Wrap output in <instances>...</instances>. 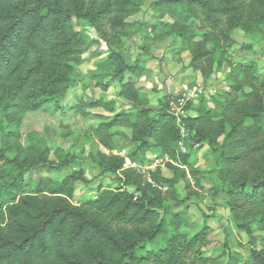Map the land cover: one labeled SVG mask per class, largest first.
<instances>
[{
    "label": "trees",
    "instance_id": "trees-1",
    "mask_svg": "<svg viewBox=\"0 0 264 264\" xmlns=\"http://www.w3.org/2000/svg\"><path fill=\"white\" fill-rule=\"evenodd\" d=\"M142 6L143 0H0V88L7 96L2 121L18 122V113L46 104L81 117L88 108H101L112 115L89 128L103 148L90 158L101 175L119 183L99 186L93 198L73 203L75 183L86 181L82 169L36 180L25 174L40 167L58 171L73 156L39 137L23 146L18 127L7 130L0 142V264H220L204 256L209 228L189 234L187 208L172 211L163 203L162 188L183 183L188 190L190 178L202 188L203 176L190 152L179 150L180 127L166 112L167 98L152 113L149 98L126 78L144 72L145 60L128 62L118 51L138 33L128 19ZM150 9L156 21L146 40L176 38L178 53H189V69L204 82L228 67L227 90L187 102L184 110L194 115L182 125L189 140L216 153L219 184L213 195L225 196L234 227L264 232V74L227 55L236 28L251 34L264 24V0H154ZM83 23L108 52L76 92L77 69L91 39ZM89 83L104 94L112 87V95L130 108L116 112L114 99H85ZM71 89L72 103L63 105ZM118 129L130 135L124 155L112 153ZM152 151L170 174L157 166L149 171L153 184L137 170L150 163ZM126 159L136 167H125ZM226 256L224 264H264V236L244 258L238 252Z\"/></svg>",
    "mask_w": 264,
    "mask_h": 264
},
{
    "label": "rangeland",
    "instance_id": "rangeland-1",
    "mask_svg": "<svg viewBox=\"0 0 264 264\" xmlns=\"http://www.w3.org/2000/svg\"><path fill=\"white\" fill-rule=\"evenodd\" d=\"M153 1L143 0L140 11L128 19L130 22H136L134 26L138 33L133 40H123L118 48V51L128 62H133L137 58L145 60L144 72L139 78H134L131 75H127L126 78L134 82L149 98L152 113L160 108L164 98H167L168 102L171 100L175 102L183 85L188 88L202 87L206 97L227 90L225 74L228 67L224 66L221 72L215 73L208 81L204 82L197 72L189 69V53H178L179 41L176 38L168 37L161 42H151L145 39V36L150 35V26L156 21L150 9V4ZM83 26L88 29L91 39L83 53L84 62L77 69L76 78L79 84L75 89L76 92L80 91L79 86L82 81L87 82V73L94 69L95 62L108 52L106 45L95 31L85 23ZM231 38L234 43L227 50L229 60L233 63L251 62L264 74V24L255 26L251 34H246L240 28H236L231 33ZM89 84L88 89L83 92L85 99L93 101L104 96L107 100L114 99L116 101V112L130 108L129 103H124L112 95V87L104 94L92 83ZM74 93L72 89L69 90L62 104H71ZM6 97L3 89L0 88V142L7 130L18 127L21 135L20 142L23 146H27L31 139L39 137L51 148L59 147L73 156V161L58 171L40 167L30 172L27 171L25 173L27 177H31L33 180L40 176L61 177L72 170L82 169L86 181L75 183L74 195L71 199L73 203L93 198L99 186L115 188L119 185L113 175H101L96 164L90 158V154L97 150L103 151V148L97 139L89 134L88 130L107 120L112 114L101 108H88L86 115L81 117L70 111L62 113L56 106L46 104L35 112L18 113L16 115L18 122L8 123L2 121L1 117V107ZM183 115H194V113L184 110ZM179 145H181V149L179 148L181 152H190L191 162L200 170V174L203 176L202 188L194 185L191 178V188L188 190H185L183 183H179L174 189L162 188L164 205L172 211L187 208L190 222L187 228L189 234L204 225L209 228L208 243L203 248L204 256L217 258L220 264L227 261L226 254L229 252H238L244 258L250 247L258 249L259 240L264 236V232L257 231L255 227H252L250 234L237 230L224 207L225 196L221 193L213 195L219 184L216 153H213L205 144H194L188 139L185 131L181 135ZM113 147L112 153L119 155L126 154L130 149V135L126 129H118ZM147 156L150 160L148 166L154 169L158 164L165 176L170 175L165 169V160L160 161L154 151L149 152ZM50 158L53 159V156ZM127 160H125V167L128 165ZM149 170H145V175ZM127 189L132 190L131 188Z\"/></svg>",
    "mask_w": 264,
    "mask_h": 264
},
{
    "label": "built area",
    "instance_id": "built-area-1",
    "mask_svg": "<svg viewBox=\"0 0 264 264\" xmlns=\"http://www.w3.org/2000/svg\"><path fill=\"white\" fill-rule=\"evenodd\" d=\"M201 95L206 96L204 93V89L202 87L199 88V87L194 86L192 88H188V86L183 85L182 89L178 93V97L176 98L175 102L173 100L168 102L166 112L175 118L177 125L180 127L181 135L184 132V127L182 125V119L186 117L185 115H183V111H184L183 107L185 106L187 102H195ZM179 148L181 149V145H179ZM160 161H162V159H160ZM127 164H128L127 166L136 167L135 165H131L129 160H127ZM157 166L158 164H156V167ZM154 169H152L148 165L137 167V170L144 175V177L149 183H152V184L153 182L149 177V171H153ZM145 170H149L146 175L144 173Z\"/></svg>",
    "mask_w": 264,
    "mask_h": 264
},
{
    "label": "crops",
    "instance_id": "crops-1",
    "mask_svg": "<svg viewBox=\"0 0 264 264\" xmlns=\"http://www.w3.org/2000/svg\"><path fill=\"white\" fill-rule=\"evenodd\" d=\"M143 59H145V58H143Z\"/></svg>",
    "mask_w": 264,
    "mask_h": 264
}]
</instances>
